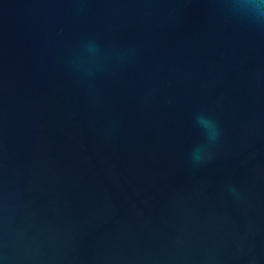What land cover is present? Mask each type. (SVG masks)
<instances>
[{"label": "water", "instance_id": "water-1", "mask_svg": "<svg viewBox=\"0 0 264 264\" xmlns=\"http://www.w3.org/2000/svg\"><path fill=\"white\" fill-rule=\"evenodd\" d=\"M0 264H264V29L230 0H0Z\"/></svg>", "mask_w": 264, "mask_h": 264}, {"label": "clouds", "instance_id": "clouds-1", "mask_svg": "<svg viewBox=\"0 0 264 264\" xmlns=\"http://www.w3.org/2000/svg\"><path fill=\"white\" fill-rule=\"evenodd\" d=\"M232 11L246 19L254 27L264 29V0H230ZM197 123L205 131L208 141H215L220 130L216 122L205 116H198ZM205 159L204 149L197 148L192 153V162L198 164Z\"/></svg>", "mask_w": 264, "mask_h": 264}]
</instances>
